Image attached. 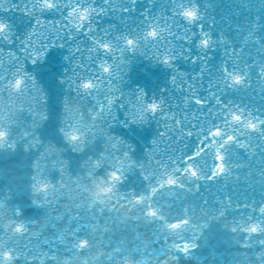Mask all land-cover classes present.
I'll return each mask as SVG.
<instances>
[{
    "label": "water",
    "instance_id": "water-1",
    "mask_svg": "<svg viewBox=\"0 0 264 264\" xmlns=\"http://www.w3.org/2000/svg\"><path fill=\"white\" fill-rule=\"evenodd\" d=\"M12 2L18 0H0ZM181 2L198 4L201 18L190 24L174 15ZM95 6L104 11L93 14L91 33L64 28L63 8L3 13L15 42L0 38V264H264V129L239 127L225 172L199 180V190L188 186L190 178L184 188L160 187L165 169L155 163L184 166L199 128L225 114L216 97L228 111L240 105L264 118V0H95ZM150 24L158 40L123 56L115 49L105 55L92 39L140 36ZM34 28L36 50L45 36L59 37L35 64L20 52ZM205 36L210 48L201 46ZM164 55L173 57L170 64ZM105 60L111 76L99 67ZM225 65L245 75L243 85L224 86ZM21 66L28 79L17 90ZM97 76L98 90L76 94L73 79ZM151 101L161 103L155 114L144 112ZM98 104L105 105L100 118ZM214 162L209 149L196 164L206 176ZM113 170L123 182L111 177ZM198 237L191 257L173 258L176 244Z\"/></svg>",
    "mask_w": 264,
    "mask_h": 264
},
{
    "label": "snow or ice",
    "instance_id": "snow-or-ice-1",
    "mask_svg": "<svg viewBox=\"0 0 264 264\" xmlns=\"http://www.w3.org/2000/svg\"><path fill=\"white\" fill-rule=\"evenodd\" d=\"M109 0H105L107 4ZM135 3V0H133ZM178 11L174 13V15H178L186 19L190 24L197 22L200 17V10L198 4L188 3L185 4L183 2L177 5ZM63 8L64 11L61 14L63 19L67 21L64 24V28L68 29L70 32L75 29L77 31L86 30L91 33L93 31L92 18L93 14H99L103 12L104 9H97L95 6V0H92L91 3L88 0H18V2H12L10 6H5L4 3H0V38H2L6 42L14 43L15 41L12 39L13 37V26L9 20H7L3 13H8L13 10L17 12H22L25 15L32 16L33 14H42L46 11H55ZM124 11H128V9H124ZM35 25H41V18H37L35 20ZM201 30H203L201 26ZM36 28H34L23 41H21L20 52L25 54L26 59L30 60L31 63L35 64L38 60L42 59L47 50L53 46L55 41L59 39L58 36H54L53 38H49L47 36L44 39L47 40V43H41L39 45L40 50H36L34 47L33 36H36ZM105 37L107 34H104ZM160 36V31L155 24H150L148 29L140 36H131L125 35L117 37L115 41L107 40L102 38L97 39L95 36H92L94 43L96 44L98 49L104 51L105 55L112 53L115 50L120 52V55L123 56L125 51L135 52L140 47L142 41H152L155 42L158 40ZM123 41V48L117 49V42ZM213 44V41L210 37L205 36L201 40V46L203 48H210ZM3 51V49H0ZM11 51V50H9ZM78 51V49H77ZM171 55H164L162 58V62L166 64H170L172 61ZM99 67L103 70V72L107 73L111 76L114 72V68L112 64L108 63L107 60L103 61ZM224 80L223 84L226 88H236L237 86L243 85L245 82V75L240 74L235 69L229 70V68L225 65L223 67ZM28 79L27 72L24 70L23 66L18 68V74L16 75L15 82L12 84L14 88L19 90L20 85ZM34 79V78H32ZM73 83L75 85L74 91L79 95H87L91 96L95 90H98L102 79L97 76L95 78H87L81 79L76 78L73 79ZM144 94L141 93V96ZM211 95L215 96L216 94L213 92ZM199 105H204L206 103L205 100L197 98L195 101ZM113 101L111 99L108 100V107L110 108ZM216 103L221 105L225 109V114L223 118L220 120H215V122L209 123L206 127L199 128V136H198V145L197 148L188 154H185L183 159L185 161L184 166L177 164L175 161L171 162V165L165 164L164 162L157 160L155 163L165 169L166 180L160 187H168L175 188L181 187L184 188V179L190 178L188 181V186H195L197 190H199L198 181L201 179L214 180L218 174H223L225 172V160H226V152L228 147L237 141V129L243 125H245L249 130L256 131L258 127L264 129V118L253 116L252 113L246 112L244 108L240 105H235L232 107V111H228L230 105L222 101L219 97H216ZM105 105L98 104L96 113L98 114L97 118L101 117V114L104 112ZM158 110H161V103L157 101L145 102L144 112L147 114H155ZM258 111V110H257ZM211 113L212 110L209 109ZM216 116H219L220 113L216 112ZM142 118L136 117L134 115V119ZM179 123V121H177ZM6 135V133H5ZM187 135H193L192 132H188ZM76 140L79 139V134H76L71 137ZM209 149H212L214 155V165L209 171L208 175H202V167H198L196 161L205 155ZM170 169V172H169ZM111 177L116 180L123 182L124 177L120 170H113L110 173ZM177 177L180 179L177 180ZM143 179L148 183L149 176L148 174H143ZM105 191H111V189H105ZM138 202H142L144 197L142 195H138L135 197ZM149 215H158L155 209H149ZM187 223V219L183 221H173L172 226L174 227L176 223ZM199 237L197 238L195 243H190L189 240L185 239L181 241V243L176 244V255L173 257L175 260L179 261L181 259V254L185 257H191L192 253L195 252L200 247ZM82 243H86V241H82ZM183 245V246H182ZM7 256H11L10 253L6 254Z\"/></svg>",
    "mask_w": 264,
    "mask_h": 264
},
{
    "label": "clouds",
    "instance_id": "clouds-1",
    "mask_svg": "<svg viewBox=\"0 0 264 264\" xmlns=\"http://www.w3.org/2000/svg\"><path fill=\"white\" fill-rule=\"evenodd\" d=\"M4 135V133L0 132V137H2Z\"/></svg>",
    "mask_w": 264,
    "mask_h": 264
}]
</instances>
